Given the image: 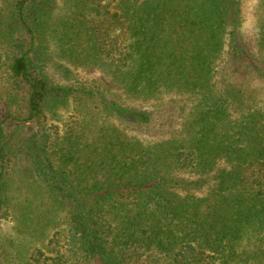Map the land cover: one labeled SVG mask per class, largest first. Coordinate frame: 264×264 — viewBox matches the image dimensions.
<instances>
[{
  "label": "trees",
  "instance_id": "trees-1",
  "mask_svg": "<svg viewBox=\"0 0 264 264\" xmlns=\"http://www.w3.org/2000/svg\"><path fill=\"white\" fill-rule=\"evenodd\" d=\"M89 1L64 22L57 0H0V218L22 155L67 224L26 264H264V23L255 56L241 0ZM59 54L132 98L185 97L171 100L181 127L150 143L117 128L92 146L72 127L51 134L49 112L69 101L152 122L100 80L56 83Z\"/></svg>",
  "mask_w": 264,
  "mask_h": 264
},
{
  "label": "rangeland",
  "instance_id": "rangeland-1",
  "mask_svg": "<svg viewBox=\"0 0 264 264\" xmlns=\"http://www.w3.org/2000/svg\"><path fill=\"white\" fill-rule=\"evenodd\" d=\"M90 2L89 0L88 3L87 0H57L54 19L65 22L75 18L76 15L86 13ZM241 10V31L244 41L257 56L256 38L260 26L264 23V0H241ZM51 63L53 67L49 68V74L56 83L72 85L74 81L97 79L109 88L107 98L124 108L148 112L152 115L151 124L138 128L116 120L92 102L80 104L69 101L49 112L46 127H52V129L48 128L51 134L57 128L61 136L64 131L72 127L79 138L86 139V143L92 146L101 132L117 128L128 137L150 143L166 138V130L181 127L184 117H181L180 109L171 104V100L182 101L185 98L183 96L164 94L152 99L132 98L115 81L94 67H82L78 61L74 59L71 61L60 54L54 56ZM66 72L71 74L66 77L64 75ZM262 97L264 91L260 93V98ZM187 113L188 111H185L186 116ZM91 149L92 147L87 146L83 148L85 151ZM86 156L82 157L83 163ZM7 183L9 209L8 216L4 219L0 218V262L26 264L36 249L45 250L54 233L65 231L67 228L65 215L44 184L32 175V165L22 155L14 158Z\"/></svg>",
  "mask_w": 264,
  "mask_h": 264
}]
</instances>
